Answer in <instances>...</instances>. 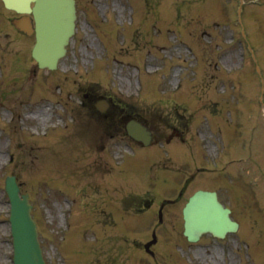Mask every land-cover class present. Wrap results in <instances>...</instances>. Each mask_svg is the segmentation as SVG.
I'll list each match as a JSON object with an SVG mask.
<instances>
[{
	"label": "rangeland",
	"instance_id": "rangeland-1",
	"mask_svg": "<svg viewBox=\"0 0 264 264\" xmlns=\"http://www.w3.org/2000/svg\"><path fill=\"white\" fill-rule=\"evenodd\" d=\"M244 1L240 35L237 0H152L157 3L154 9L158 20L152 18L153 10L142 13V3L137 0H76L75 35L67 56L55 72L35 67L29 56L32 39L13 29L9 22L13 14L5 10L0 1V264H12L8 201L3 191L4 179L10 174L16 176L22 192L29 194L46 264H68L59 253L60 241H66L64 254L71 264H142V261L136 262L138 259L144 264L147 260V264H264L263 252L259 255L250 252L245 256L242 251L247 247L240 241L242 233L245 235L249 227H255L261 244L257 245L253 239L254 248L264 249V89L260 81L261 77L264 80V0ZM131 8L132 14L129 13ZM130 16H135L137 23L130 24ZM171 33L178 40H166L162 45L161 40ZM190 42L193 47L190 45L191 50H187ZM246 44L255 52L257 62ZM103 58L104 66H98ZM256 63H259L260 74L255 70ZM31 65L35 67L33 73ZM231 75L236 78H230ZM191 77L194 81L187 83ZM177 82H180L179 87L175 89ZM56 84L52 91L43 92ZM30 85L33 90H29ZM90 89L105 97L122 99V106L141 111L143 117L147 114L145 110L151 111L148 119L164 137L160 144L145 149L157 151L151 158L153 167L165 164L173 169L162 172L173 175L164 182H156V175L149 172L154 194L175 198L180 192L179 185L183 184L181 177L186 179L195 172L181 198L166 206L164 225L154 226L158 236V243L152 248H155L154 257L150 258L142 249L150 239L151 228L144 231L135 223L127 224L129 227L120 224L133 222L129 215H124L127 206L124 201L115 202L114 216L118 224L112 229L98 224L102 215L91 205H85L84 192L92 195L81 183L73 182L75 187L69 191V200L77 195L81 202L77 200L78 206L70 210L54 188L46 190L47 178L52 184L61 185L60 174H66L72 181L73 177L65 172L70 171L68 164L73 161L69 157L64 161L65 151L61 143L56 142L58 138L53 139L55 143L48 145L45 153V143L34 134L42 133L45 124L61 113L54 90L74 97ZM29 92L32 96L28 100ZM40 94L44 98L31 103L32 97L36 99ZM23 125H31L30 132L22 129ZM118 143V140L110 143L112 156L107 157L105 167L110 168L112 163L114 174L119 172V168H115L120 161L119 152L122 157L126 149V145ZM88 148L83 151L82 170L87 169V163L96 155L106 157ZM132 163L128 158L124 166ZM141 168L143 165L137 175ZM239 172L244 174L238 177ZM109 176L111 173L94 171L90 180L96 179L94 181L103 185L101 181ZM132 178L137 176L132 175ZM126 184L137 189L129 180ZM238 184L248 188L237 189ZM143 185L137 195L148 201L152 192L145 183ZM197 189L217 191L240 223L237 233L224 240L212 239L206 234L197 244L183 240L181 208ZM159 203H152L135 222L149 217L151 225L156 224ZM59 206L66 217L73 219L86 213L89 220L83 221L86 224L81 223L79 230L70 227L71 231L67 232L57 215ZM64 234L70 236L61 240ZM249 235L256 236L252 230ZM242 240L249 243L250 249V240ZM75 241L84 246L72 245ZM92 241L99 249L96 250L98 256L92 253ZM121 241L124 249L119 255L115 248ZM177 250L183 255L178 257ZM132 251H136L135 256Z\"/></svg>",
	"mask_w": 264,
	"mask_h": 264
},
{
	"label": "water",
	"instance_id": "water-1",
	"mask_svg": "<svg viewBox=\"0 0 264 264\" xmlns=\"http://www.w3.org/2000/svg\"><path fill=\"white\" fill-rule=\"evenodd\" d=\"M3 1L7 7L24 12L30 11L28 5L31 0ZM34 1L36 4L32 11L37 33L34 56L40 62H49L47 60H55L61 55L62 44H65L72 31L73 9L70 3L64 5L62 0ZM184 214L185 234L191 240L205 231L223 236L225 232L236 227V224L228 219V210L221 208L213 193L198 192L190 199ZM26 225L22 224L13 228V234L18 237V242L15 241L14 244L15 264H42L40 257L32 251L35 247L33 224L28 220Z\"/></svg>",
	"mask_w": 264,
	"mask_h": 264
}]
</instances>
